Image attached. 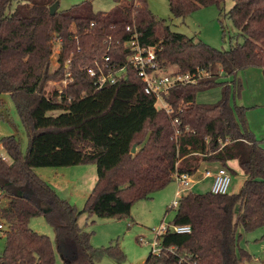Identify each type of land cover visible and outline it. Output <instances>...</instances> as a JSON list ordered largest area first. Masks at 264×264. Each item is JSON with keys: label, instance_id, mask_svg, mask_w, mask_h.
<instances>
[{"label": "trees", "instance_id": "16d2710c", "mask_svg": "<svg viewBox=\"0 0 264 264\" xmlns=\"http://www.w3.org/2000/svg\"><path fill=\"white\" fill-rule=\"evenodd\" d=\"M115 1L108 13L95 12L85 1L51 15L57 0H0V95L11 97L29 139L25 154L16 136L0 139L10 159L0 154V199L8 200L0 209L7 239L0 264H55L51 239L30 228L38 217L55 229L65 264H99L105 257L122 264L126 258L119 244L92 246L91 234L78 223L83 214L127 218L135 202L166 188L176 172L194 175L204 163L227 166L232 160L246 176L240 192L183 196L174 226H189L191 232L168 231L161 254H151L145 264L251 261L248 253L237 254L238 228L264 227V148L245 124V109L233 104V88L240 96L242 83L227 80L248 69H260L264 76V0H233L228 17L244 41L228 51L173 32L153 15L147 0ZM168 3L175 18L185 19L209 6L222 13L225 0ZM135 35L142 46L155 48L166 71L175 66L171 73H207L170 91L165 102L171 116L155 108V98L145 93L133 67L100 90L89 74L106 56L123 68L129 54L125 43ZM55 39L59 67L52 72ZM68 73L67 86L46 93L49 82ZM217 87H222L219 102H196L199 93ZM183 100L190 105L180 113ZM88 165L97 166L98 178L82 211L36 173Z\"/></svg>", "mask_w": 264, "mask_h": 264}, {"label": "rangeland", "instance_id": "374dc122", "mask_svg": "<svg viewBox=\"0 0 264 264\" xmlns=\"http://www.w3.org/2000/svg\"><path fill=\"white\" fill-rule=\"evenodd\" d=\"M89 1L95 12H110L116 5L115 0H57L58 10H68L72 6ZM131 1V0H128ZM149 8L158 20H165L171 30L183 34L195 42H203L218 50L228 51L237 43H242L244 38L239 36V30L235 27L228 13L234 6L233 0H225L222 13L216 6H209L190 13L185 19L175 18L169 9L168 0H147ZM60 51L59 42L55 39L51 71L58 69V54ZM175 66L170 71H175ZM263 79L259 69H248L240 72L237 77L228 78L227 81L237 79L242 82V90L238 96L237 89L233 88V104L245 109L244 120L249 131L261 142L264 148V87L261 84ZM69 81V80H68ZM264 81V79H263ZM244 86V87H243ZM65 87V79L59 82H49L46 93L61 91ZM222 98V87H217L196 96V102L200 104H215ZM3 104L5 119L0 118V139L14 135L22 145L25 154L28 149L29 139L25 128L19 118L17 110L11 97L8 94L0 95ZM54 115L59 114L53 112ZM3 149V148H2ZM0 146V153L6 155ZM7 156V155H6ZM8 157V156H7ZM9 159V157H8ZM10 162V159L9 161ZM202 166V165H201ZM221 166V165H219ZM232 185L229 194L240 192L246 178L245 173L238 163H231ZM97 166H75L68 168H39L36 173L46 181L57 194L74 205L78 211L85 207L86 200L92 192L97 178ZM211 170H214L211 168ZM204 168L200 167L195 175V180L201 178ZM211 180H207L201 186H195L193 193L203 194L208 192ZM177 192V185L172 181L163 190L155 192L149 199L135 202L131 214L123 219L99 218L83 214L79 218V225L86 232L91 234V244L94 248H106L110 245L119 244L125 255V262L122 264H145L148 257L153 253V244L156 242L157 233L168 228L173 230L174 219L177 209L173 208ZM8 200L0 199V209L6 207ZM0 224L4 225L2 221ZM30 228L40 235L48 236L56 254L55 264H65L62 254L59 252L56 243L55 229L43 217L32 219ZM5 229L0 230V256L6 246ZM160 244L162 239L159 240ZM246 252L251 256V261H244L243 264H264V227L253 232H245L238 228L237 254ZM172 253V252H170ZM173 254V253H172ZM99 264H118L111 258H103Z\"/></svg>", "mask_w": 264, "mask_h": 264}, {"label": "built area", "instance_id": "2783aa9c", "mask_svg": "<svg viewBox=\"0 0 264 264\" xmlns=\"http://www.w3.org/2000/svg\"><path fill=\"white\" fill-rule=\"evenodd\" d=\"M129 30V28H128ZM58 42L59 40L56 39ZM60 45V43H59ZM125 47L128 48L129 54L125 58V65L121 69H117L115 64H112L111 57L106 56L103 60V64L96 63V69H91L89 74L95 78V87L100 90L107 85L115 84L119 79L124 77V73L127 67H133L138 74V77L145 84V93L149 96H153L156 100L155 108L163 109L167 115L173 114L172 108L165 102V98L169 96L170 91L177 85L195 84L197 81L196 76L206 77L207 73L198 72V74H185L171 73L166 71L159 61L155 48L144 47L138 41V36L125 43ZM71 74H66L65 86L68 84V79ZM190 105V102L183 100L181 102L179 112L182 113ZM178 124V120L174 122ZM197 173V172H196ZM195 175L188 173H178L173 175V180L177 185V192L173 208L179 206L180 200L191 192L197 181ZM203 180H211L210 192L214 195H229V190L232 185V173L227 166H219L215 170L207 169L203 172ZM5 226L0 224V230H4ZM168 231L175 232L177 234H187L191 232L189 226H174L173 230L163 228L157 233L156 242L153 244V253L160 254L162 252V242L159 240Z\"/></svg>", "mask_w": 264, "mask_h": 264}, {"label": "crops", "instance_id": "0c3cea01", "mask_svg": "<svg viewBox=\"0 0 264 264\" xmlns=\"http://www.w3.org/2000/svg\"><path fill=\"white\" fill-rule=\"evenodd\" d=\"M260 70V69H259ZM261 72H262V70H261ZM240 73V72H239ZM238 73V74H239ZM237 74V75H238ZM262 76H263V73H262ZM237 77V76H236ZM238 78V77H237ZM260 78H261V76H260ZM263 79H264V76H263ZM263 79L261 78V84H262V86L264 87V81H263ZM242 83V82H241ZM244 87V86H243ZM1 146V145H0ZM3 147L1 146V149H2ZM2 151L3 152H5V150L4 149H2ZM6 153V152H5ZM4 158H5V160L6 161H9V159H8V157L6 156V155H3L2 153H0ZM236 162V163H238V161L237 160H232V161H228L227 162V167L229 168V170L231 171V163L232 162ZM238 165H239V163H238ZM201 167H203L204 168V171L205 170H207V169H211V168H213L214 170L216 169V168H218L219 167V164H207V163H204V164H202V166ZM37 172V171H36ZM231 173H232V171H231ZM97 178H98V176H97ZM97 178H96V182H97ZM196 181H197V183L195 184V186H201V185H203L207 180H203V174H201V178H197L196 179ZM96 182H95V184H96ZM212 183V182H211ZM95 186V185H94ZM195 186H194V188H195ZM211 187V186H210ZM94 188V187H93ZM193 188V189H194ZM93 190V189H92ZM208 191H210V188L208 189ZM236 194V193H235Z\"/></svg>", "mask_w": 264, "mask_h": 264}, {"label": "water", "instance_id": "95a60500", "mask_svg": "<svg viewBox=\"0 0 264 264\" xmlns=\"http://www.w3.org/2000/svg\"><path fill=\"white\" fill-rule=\"evenodd\" d=\"M57 9H58L57 4L54 5L53 7H51V9H50L51 15H53ZM135 152H136V147H133L132 153H135Z\"/></svg>", "mask_w": 264, "mask_h": 264}]
</instances>
